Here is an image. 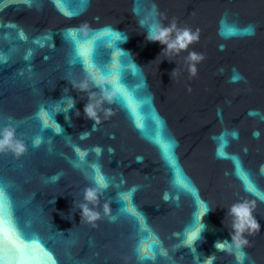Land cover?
I'll list each match as a JSON object with an SVG mask.
<instances>
[{
  "label": "clouds",
  "instance_id": "9594fccd",
  "mask_svg": "<svg viewBox=\"0 0 264 264\" xmlns=\"http://www.w3.org/2000/svg\"><path fill=\"white\" fill-rule=\"evenodd\" d=\"M227 15V14H225ZM172 28H175V24L172 25ZM172 28L163 27L159 24L152 25L151 29L147 32L146 39L149 41L159 42L161 45H166L167 49H176L177 51L186 49L187 46L192 43L195 40H198V33L199 30H197L195 33H193L190 29H183L178 30V35L176 39L173 42H168V35L169 32L172 30ZM232 32L231 34H236L238 29L231 28ZM254 34V29H252V33ZM163 50V49H162ZM189 59L192 61H199L203 60V55H198L195 52H192L189 54ZM191 73L192 75L196 74V68L195 66L191 67ZM93 83L100 87L101 89V96L100 99H96L95 93H89V102L84 107V113L86 116L92 120L95 121L96 124L100 123V117L98 115L97 109L100 107L101 103L103 101L111 102L113 97L116 95V90H106L104 88L105 78L102 76L94 77ZM73 87L78 88L80 91L88 92L89 89V83L87 81H81L79 84H76L73 82ZM74 106V105H73ZM38 116L42 117L44 120V125L48 126V120H47V113H45L43 110H41L40 113L37 114ZM56 127L60 129V132L63 131L61 126L55 121ZM58 132L57 134H59ZM82 136L84 133L81 134ZM41 140L39 137H37L33 144L34 146H38L40 144ZM78 150V151H77ZM11 151L16 157H19L23 155L26 151V146L23 140L16 138V129L11 125H6L2 131H0V153ZM78 156L80 153H83L84 156H86L85 151H81L80 149H76ZM99 156L103 149L97 146L93 149ZM111 151V150H110ZM143 158L138 157L137 162H142ZM93 169L95 173L98 172L99 166L93 165ZM102 175V174H101ZM60 174H57L56 176L52 177V181L55 182L59 179ZM95 180L94 186L92 187H86L83 192V200L78 205V209L80 210L81 220L90 223L93 227H96V221L101 219V212L96 210L95 207H90L89 205H98L100 196L103 194V192L108 187V181H103L99 179H95V176L92 177ZM120 199L127 201L129 200V194L128 193H120L119 194ZM125 197H127V200H125ZM168 199V194L165 193V200ZM128 208L126 205L124 211ZM254 205L250 206L248 202H237L234 203L229 209H227L226 215H231L233 217V224L232 229L233 233H230L231 235V242L228 240L223 241H217L214 245V247L219 251H228L233 252L235 250L236 258L237 260H242L244 257V253L242 251V246L247 244V240L242 238V234L247 230L249 231V234H254L255 232H258L261 229V226L259 222L256 220V218L252 215ZM110 212L109 205L105 203L103 205V213L104 215H108ZM206 214V213H205ZM205 214H202L199 217V222L202 227L197 228L196 226L192 229H186V238L183 241L185 246L194 247L195 243L200 240L201 233L204 230V224L202 223V218ZM139 215L143 216V213H139ZM114 220L115 217H112ZM144 243H141L140 245V251L143 253L144 251ZM214 259V254L207 256L205 264H212V260Z\"/></svg>",
  "mask_w": 264,
  "mask_h": 264
},
{
  "label": "snow or ice",
  "instance_id": "6c2138e0",
  "mask_svg": "<svg viewBox=\"0 0 264 264\" xmlns=\"http://www.w3.org/2000/svg\"><path fill=\"white\" fill-rule=\"evenodd\" d=\"M59 2V0H57ZM232 29H228L225 34H231ZM107 33V32H106ZM70 38L74 43H79L76 40V33L70 32L68 33ZM110 71H106L103 66H98L97 70L101 73V76L105 79L112 78V84L117 85L116 91L121 93L122 96H127L122 88L118 85L122 83L121 78V66L117 62L115 56L111 57V66H108ZM128 103L131 107V111L133 114L136 113V106L132 104L131 99L129 98ZM136 126L139 128H143V124L141 123L139 117L136 118ZM55 131L59 132L60 129L58 127L55 128ZM223 140V137H221ZM157 146L160 148L163 157L166 162L172 167L175 173L174 184L178 188L182 190H187L189 192L192 191V187L188 178L183 174L182 170L177 166L174 153L172 151L174 144L173 142L162 139L161 136H157L154 141ZM78 151V150H77ZM220 156H225L223 151V144L221 145V149L218 152ZM84 156L83 153H80L78 156L80 160ZM236 163L237 175L242 181L245 183V186L252 191H255V188L252 185L250 177L248 174L242 169L238 160L235 157L232 158ZM77 167L80 165L77 164ZM95 179L107 181V178L101 175L100 170L95 174ZM95 183V180H94ZM127 200V197H125ZM125 212L135 219L138 225L144 229L143 220L140 215L135 211L134 208L128 207ZM208 210L205 209L202 214L207 213ZM196 227H202L199 222V217L196 220ZM147 231V229H144ZM150 242H146L144 246L143 253L145 257L148 253H150L154 247L156 246V240L153 238H149ZM43 242L39 240L38 237L28 236L23 233L18 226L13 221V218L10 213V206L7 198L4 195L3 186H0V264H34L35 251L38 245H41ZM44 255L48 260H51L52 257L48 255L46 252Z\"/></svg>",
  "mask_w": 264,
  "mask_h": 264
}]
</instances>
